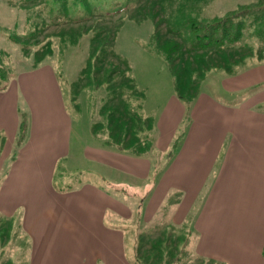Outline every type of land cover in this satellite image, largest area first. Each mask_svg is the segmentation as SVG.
Segmentation results:
<instances>
[{
  "label": "crops",
  "instance_id": "1",
  "mask_svg": "<svg viewBox=\"0 0 264 264\" xmlns=\"http://www.w3.org/2000/svg\"><path fill=\"white\" fill-rule=\"evenodd\" d=\"M249 46L251 57L224 73L217 95L201 90L188 104L171 97L151 150L169 156L163 168L150 155L86 143L91 180L75 186L56 178L72 151V120L54 70L40 64L8 79L0 89V264L16 258V242L23 264H136L126 248L136 214L150 226L186 223L201 257L264 264V58L263 46ZM109 171L131 184L106 180ZM136 191L147 198L129 205L124 197Z\"/></svg>",
  "mask_w": 264,
  "mask_h": 264
},
{
  "label": "rangeland",
  "instance_id": "2",
  "mask_svg": "<svg viewBox=\"0 0 264 264\" xmlns=\"http://www.w3.org/2000/svg\"><path fill=\"white\" fill-rule=\"evenodd\" d=\"M246 5L256 7L245 17L242 38L236 44L256 49L261 45L264 58V0H0V68L10 79L49 64L71 116L72 151L56 173L59 183L75 186L90 179L81 154L86 143L103 142L118 149L120 143L113 136L122 141L123 131L118 122L114 123L111 107L131 115V131L146 135L153 143L155 123L171 97L176 96L173 72L183 71L187 61L182 54L190 58L199 46L192 41L191 24L205 32L208 23ZM230 43L234 44L227 41L224 45ZM172 44H178V48L166 56L162 45ZM243 53L245 62V57L251 56ZM111 70L116 74L110 78ZM203 70L191 74L194 89L217 95L227 71ZM147 124L151 125L149 129ZM148 155L158 169L169 159L154 151ZM105 179L131 184L112 171ZM136 185L142 190L141 184ZM136 193L126 194L124 201L137 206L147 198L141 191ZM135 220L130 228L134 241L126 246L133 260L144 264H228L197 255L192 242L187 243L186 223L165 226L162 219L150 226L137 214ZM15 244L10 246L18 252L16 258L10 259L3 251V258L7 257L3 261L23 264L22 245Z\"/></svg>",
  "mask_w": 264,
  "mask_h": 264
},
{
  "label": "trees",
  "instance_id": "3",
  "mask_svg": "<svg viewBox=\"0 0 264 264\" xmlns=\"http://www.w3.org/2000/svg\"><path fill=\"white\" fill-rule=\"evenodd\" d=\"M256 5H246L238 10L227 13L222 18H217L214 22L208 23L206 25L205 32H202L201 28H199L195 23L191 24V30L193 31L192 41L197 42V45L199 46H197L194 51L189 54L190 58L188 54H182V56L185 57L187 61L184 64L183 71L177 70L176 72H173L175 79V95L179 100L188 104L195 98V95L198 91L194 89L193 83H195V80L192 79L191 74L196 70L202 71L206 68H218L226 70L227 72H231L237 64L242 62L245 56L242 55L244 54V51L252 53L253 50L251 46L237 45L236 43H238L242 38L244 27L246 25L245 17H247V14L250 11L255 9ZM251 24L253 23H248L247 26H250ZM227 41H232L234 44L230 43L229 45H224V42ZM177 48L178 44H172L170 46L162 45L161 49L162 52H165L167 56L172 54V52H174ZM189 59L191 60L189 61ZM169 66H171V64ZM109 73L111 78L116 74V71L111 70ZM7 81L8 79L6 77V70L0 68V89L5 87ZM110 115L116 120L114 123L118 122L122 126V141H118L117 137L115 138V135L113 136V139L120 143V146L117 147V150L132 154L134 156L148 155L152 150L153 143L148 142L146 135H136V133L134 134V132L131 131V115L120 112L117 106L111 107ZM150 126V124H147L145 127L149 129ZM19 127V142H21L24 138L26 130L25 118H22ZM175 147L176 143H174L172 146V152ZM136 263L144 264L137 258Z\"/></svg>",
  "mask_w": 264,
  "mask_h": 264
}]
</instances>
